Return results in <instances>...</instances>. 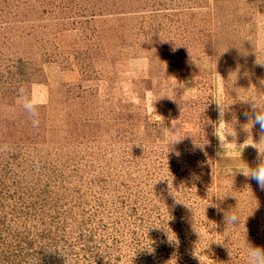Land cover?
I'll list each match as a JSON object with an SVG mask.
<instances>
[{
  "label": "rangeland",
  "instance_id": "obj_1",
  "mask_svg": "<svg viewBox=\"0 0 264 264\" xmlns=\"http://www.w3.org/2000/svg\"><path fill=\"white\" fill-rule=\"evenodd\" d=\"M256 93L264 0H0V264H247Z\"/></svg>",
  "mask_w": 264,
  "mask_h": 264
},
{
  "label": "clouds",
  "instance_id": "obj_2",
  "mask_svg": "<svg viewBox=\"0 0 264 264\" xmlns=\"http://www.w3.org/2000/svg\"><path fill=\"white\" fill-rule=\"evenodd\" d=\"M235 77L237 79V72H235ZM236 79H235V81H236ZM222 81H223L224 92L229 94V87H228V83H227L228 79L225 80L222 78ZM127 89L130 93V96L138 99V93L135 92L134 86L130 82L127 85ZM249 100H251L253 102V107L255 109H258V111H256V113H255L254 121L251 120V124L252 123L259 124L261 129L264 130V99H261L260 95H257V93H256L255 99L249 97V99H247L245 101H249ZM217 105L222 106L221 107V116H223L224 110H226L228 108V106L231 104H229L227 106V108H225L223 103L217 104ZM37 107H38L37 103L35 102V100L30 95H25L23 97V108L29 114H35ZM222 109H223V111H222ZM221 120H223V119H221ZM224 122L226 124L230 123V122H226V121H224ZM34 124H38V121H34ZM226 134H228V133L225 132V135ZM180 140L181 139L169 140V142L167 143V149H168L167 153L170 150L169 146L179 142ZM259 151L261 153H264V150H259ZM175 154L179 155V152H176ZM247 168H248L247 176H250L251 179L255 180L261 188H264V163H260L255 168H249V167H247ZM225 221H226V224H232L233 226H236L240 222L239 214L237 212H232L230 215L225 217ZM245 240H246V237H245ZM245 254H246L247 264H264V249H262L260 247H253L247 243Z\"/></svg>",
  "mask_w": 264,
  "mask_h": 264
},
{
  "label": "trees",
  "instance_id": "obj_3",
  "mask_svg": "<svg viewBox=\"0 0 264 264\" xmlns=\"http://www.w3.org/2000/svg\"><path fill=\"white\" fill-rule=\"evenodd\" d=\"M18 238H17V243H16V246L19 248V250H20V252H24L23 253V255H24V257H23V259H24V261L27 259V257H26V255H27V253H26V249L28 248V247H30L31 248V244L28 242V241H26L28 244L26 245V242H25V240H26V238L24 237V236H22L20 233L18 234ZM16 237H17V235H16ZM22 238H24L23 240H22ZM26 253V254H25ZM20 255H21V253H20ZM33 257V256H32ZM4 259H5V261H7V262H9L10 260H16V264H18L20 261L18 260V259H16V257L15 258H13L12 256H10V257H7V256H5L4 257Z\"/></svg>",
  "mask_w": 264,
  "mask_h": 264
}]
</instances>
